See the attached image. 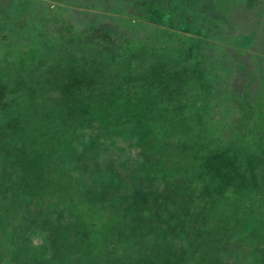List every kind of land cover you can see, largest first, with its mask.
Segmentation results:
<instances>
[{
    "label": "rangeland",
    "instance_id": "rangeland-1",
    "mask_svg": "<svg viewBox=\"0 0 264 264\" xmlns=\"http://www.w3.org/2000/svg\"><path fill=\"white\" fill-rule=\"evenodd\" d=\"M186 1L189 10L177 0L186 10L171 12L166 0H0V264L17 263L6 256L18 241H7L25 223L37 227L28 237L38 264H75L68 250L98 259L107 240L119 244L113 264H264V0L242 15L240 0ZM200 6L234 24L202 25L191 11ZM128 67L173 75L155 119L146 102L119 94L128 103L121 130L112 112L101 128L87 117L72 128L65 107L95 99L99 111ZM19 104L42 114L36 128ZM148 120L156 148L145 149L136 125ZM103 142L110 178L95 187L85 172L99 169ZM203 167L209 177L197 176ZM220 168L236 181L217 192ZM56 234L85 237L55 248ZM44 248L57 261L38 256Z\"/></svg>",
    "mask_w": 264,
    "mask_h": 264
},
{
    "label": "trees",
    "instance_id": "trees-1",
    "mask_svg": "<svg viewBox=\"0 0 264 264\" xmlns=\"http://www.w3.org/2000/svg\"><path fill=\"white\" fill-rule=\"evenodd\" d=\"M166 1L171 6V9H170L171 12H172V10L173 11H175V10L177 11L178 8H180L182 10H186L185 8L184 9L182 8L183 6H185L187 9L190 8V7H188L186 0H179L183 4L182 7L177 6V4H176L177 0H166ZM197 1H198L199 4L203 3V1L200 2L201 0H197ZM254 1L255 0H240V4H239L240 5V8H239L240 14L242 15V14H245L246 12L250 11V10H248V9H250L249 7H251L249 4L254 3ZM48 6L50 7V6H52V4H48ZM55 6H58V5L54 4L53 7H55ZM191 11H194V13L198 14L196 20L201 21L202 25H203V22H205V21L211 23L213 26L220 24V25H223V26L227 25V26L230 27V26H232L234 24L233 23L234 19L233 20L231 19L230 22L227 19H223L222 20L220 18V17H222V15H219V14H217L215 12H208L207 13L206 10L203 7H201V6L197 7V8H193ZM190 14H192V13H190ZM186 19L187 20L191 19V17L187 16ZM244 35H247V34H244ZM249 35L250 36H248V37H250V38L254 37L253 33H250ZM158 47H160V46H158ZM91 69H93V70H91V72H89L88 74H85V75L83 74V76H82V78H80V80H84V79L90 80V79H88L87 76H91L93 71L97 72V69H95L94 67L91 68ZM100 70L104 71L105 69L100 67ZM127 71H128V73H127ZM127 71L125 70L124 73H120V74H115L114 75L115 76V78H114L115 81H113L114 83H110V85H112V86L109 87V90H110V94L109 95L110 96L113 95L114 97H111L110 102L106 101V99L108 100L109 96L108 97H104L103 99H101L103 101V104H101V102L97 103L99 105H102V106H100L101 108L99 109V111L97 110L96 107L92 106L93 102L91 103V107H88V106H85L83 104H80L81 102H77V101L74 102V106L72 105L71 109L69 107H67V106L65 107L64 114L66 115V118L70 117V118H72L71 120H73V122H72L73 125L71 126L72 128H73V126H75V129L77 130L78 129V119L79 118H83L84 119V117L85 118L87 117V118H90V119L96 118V120H97L96 122H98V127L101 128L102 125L104 126L106 124V121L109 119L108 115L112 112L113 116H115L114 113L118 114V117H116V119H115L118 122L116 127H117L118 130H121L122 127L125 126L123 119L125 118L124 115L126 113V110L123 108L124 107L123 104L124 103L126 104L127 102L124 101V100H123L124 103L118 102L119 101L118 98L120 97L119 94L121 96H123V97H125V94H126V97L137 98L140 101H142V103L146 102L147 106H148V113H149L148 119H152V118L155 119L157 113L160 112L159 108L160 109L162 108V107H159L157 105L158 103H156V102L159 101V98L161 99V95L163 96L164 92H166L168 90L169 86H171V84L173 83L172 82L174 80L173 79V75L169 74V72L166 73V71L162 70V68H160V67H154L153 69H148L147 71L146 70L145 71L144 70H140V71H137L138 73H136L135 75L131 74V72L134 73L136 71L135 68H132V69L129 68V69H127ZM140 77L143 79V80H141L142 83L137 88L138 90L137 89L134 90L131 87H132V85L135 82L138 81V79ZM108 79H109L108 77H107V79H104L103 82H105V83H104L103 86H106V83L109 81ZM57 85H60V84H57ZM61 85H62V83H61ZM61 85H60V87H61ZM107 85H108V83H107ZM150 86H155L156 88H158L156 93H155L156 95H154V96L152 95L151 97L150 96H146V94H145V93L150 91L149 90ZM133 91L135 93L136 92L139 93V96H135V93L133 94ZM130 92H131V94H130ZM170 92L171 91L169 90L168 94L170 96H172L173 93L172 92L170 93ZM157 94H158V96H157ZM64 95H65L64 100L69 99L70 97L74 98V94H72V93H70L68 91H65ZM147 97H149V98H147ZM104 101L106 103H104ZM96 102H97V100L94 99V103H96ZM121 106H122V108H121ZM50 108H52V106H50L49 104H47V105H46V103L43 104V111L44 112L50 110ZM135 108H137L136 111H138L140 109L139 104ZM167 108H170V107H167ZM19 109L22 112L26 111L25 113H27L28 120L31 122L29 124L31 125L32 128L33 127L36 128V126L39 125L38 124V120L41 119L40 117H42V114L40 113L39 114L40 117H36V118L33 117V115L30 116V112H29L30 104H28V105L19 104ZM136 111L131 116V118L134 121L138 119L137 117H139V119L143 118V115L138 114ZM35 120H37V121H35ZM121 121H123V122L121 123ZM150 122H151V120H148V121L145 122L146 124L140 123L139 126L136 125V128H137L139 134L138 135L136 134L135 142L141 148L142 147H144L145 149H146V147L156 148V144L152 140L153 134H152V128L150 126ZM28 134H30V133H28ZM103 143L104 144H102L100 147H98V152H99L100 158L97 157V158L94 159V161H96L97 165H100V167L98 166L99 169H95L94 172H92V174H93L92 176H89L87 171L85 172L87 174L86 177H85V180L87 182H89V185H94L95 187L99 185L98 182L100 180H101L100 182L103 184V182L107 181L108 178H110L109 174H108L109 168H108V165H107V162H108L107 154H109V151L108 152L106 151V150H109L110 148H108V145L105 142H103ZM72 148H73L72 152H74V150H76V148L77 149L79 148V145L72 146ZM101 156H103V158ZM149 157H150V155H149ZM149 157H147V159ZM92 162H93V160L89 164H91ZM133 162H134L135 165H139L140 162H142V164H144L145 160H142V161L133 160ZM148 162H150V160H147V163ZM24 163H25V161H24ZM96 163H94V165ZM21 166H23V165H21ZM217 166H219V165H217ZM221 169L222 168H220V170H218V171L213 170L212 175H211V178L213 179V181H215L214 188H216L217 192L221 191L224 188H227L228 184H230V183L232 184L233 181H236V177L234 175L231 176L229 174L231 171L227 172V170H226L224 172L223 177L221 175H219ZM202 171L203 172H200L197 176L202 177V175L204 176L205 174L206 175L208 174L207 173V169L205 167H203ZM211 171H212V169H211ZM218 172H219V174H218ZM231 174H232V172H231ZM209 176L210 175L208 174L207 177H209ZM92 177L94 179H96V180H93ZM206 182H207V185L210 184L209 180L206 181ZM244 185L245 184L243 182V185L241 187H239L240 189H238V192H235L236 195L238 193L244 191V188H245V187H243ZM210 188H213V187H210ZM69 223L70 222H68L66 224H69ZM63 224H64V222H63ZM34 228L37 229V227H33V226H30L27 223H25L24 226H19L18 227V230H16L17 232L15 230L13 231V233L8 238L9 240L7 242L12 244V243H15V242L18 241L17 246L19 245V247L16 248L12 254L9 253V255L6 256L7 259H9L10 261H13V262L15 261L18 264H38L37 262H35L33 260V257L36 255L37 252H35L34 249L30 248L31 241H33L32 237L31 236L28 237V233H31V231H33ZM38 229H39V227H38ZM42 232H43V229H41V233ZM24 234H26V238H28V240L20 242V239L23 238ZM14 235H16L17 239L14 240V241H11L12 237H14ZM78 237L79 236L72 237L70 235H66L65 237L58 238L57 234H56V236H55L56 240L54 241L53 244H56V242H58V244H56L55 248H57V247L58 248H63L65 245L68 248L71 245L73 246V245L77 244V242L79 243V240H84L85 236L84 237L81 236L79 238ZM124 239H125V237H124ZM43 241L46 243L47 242V238L43 237ZM107 241H108V245H106V244H104V246L102 245V249L100 250V258H98V259H95V258H93V257H91L89 255H86L83 252L69 251L68 250V252H66V253H68V254H66V261L68 262V260H70V255L71 254L76 253L77 257L75 259H72V260H74L76 262L75 264H113V262L115 260V257H112L113 249H116L115 247L117 245H119V244H118L117 240L116 241L107 240ZM188 241H189V238H188ZM188 241H187V238H186V242H185L186 246H188ZM59 243H60V245H59ZM55 248H52V250L50 249L49 255L45 254L46 253V249L44 248L43 252H39L38 256H41V257L43 256V258L46 261H49V262H53L55 260L57 261V258L53 256V253L56 251ZM61 253H62V256L65 254V252H63L62 250H61ZM61 258L63 259V257H61ZM116 259H117V257H116ZM117 261H121V260L117 259ZM69 262H72V261H69Z\"/></svg>",
    "mask_w": 264,
    "mask_h": 264
}]
</instances>
